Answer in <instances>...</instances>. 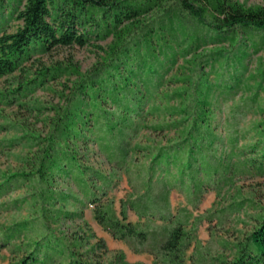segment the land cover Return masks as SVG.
Wrapping results in <instances>:
<instances>
[{
    "label": "trees",
    "instance_id": "obj_1",
    "mask_svg": "<svg viewBox=\"0 0 264 264\" xmlns=\"http://www.w3.org/2000/svg\"><path fill=\"white\" fill-rule=\"evenodd\" d=\"M4 11L18 25L13 32H0V81L19 71L31 53L81 48L92 37H112L103 60L73 85L56 109L48 133L37 138L41 148L27 161L29 172L0 176V198L8 196L13 183L18 188L31 182V200L39 206L35 219L0 224V251L7 249L19 257L10 264H128L123 254L106 258L102 240L95 246L88 239L67 243L51 229L61 219L83 217L82 210L68 212L64 205L58 206L69 198L52 187L63 176L72 178L84 200L76 203L92 207L104 231L136 253L153 255L160 264H184L192 244L197 252L191 257L193 264L214 260L217 264H264V215L256 219L244 241L231 246L232 258L224 260L199 252L195 236L199 217L192 218L186 207L173 215L170 208L172 191L193 208L206 192L214 191L218 210L207 213L204 220L216 221L215 226L222 228L231 214L245 206V201H237L240 191L233 193L235 177L264 176V124L256 142L245 144L234 117L229 116L223 128L209 118L212 89L232 96L242 80L247 48L258 51L264 45V6L245 7L233 0H0V25L6 22ZM223 43H229L231 50L217 47ZM207 45L217 48L208 51ZM179 54H195L194 77L182 79L189 87L169 95L180 100L173 112L183 119L147 128L161 135L173 132L175 138L152 149L132 146L130 139L139 134L141 123L172 109H160L157 99L172 82H179L169 77ZM218 62L220 72L214 71ZM207 66L216 74L213 83L205 81ZM229 68L232 73L226 81ZM48 76L55 78L44 69L37 79L42 83ZM33 84L36 79L18 80L11 94L24 95ZM5 93L0 91V96ZM78 141L94 143L112 170L128 178L131 196L120 201L119 212L108 196L114 181L85 166L75 146ZM143 151L150 158L148 167L136 165L132 170L133 153ZM225 199L230 203L221 206ZM22 202L6 201L0 209H18ZM129 210L163 225L137 227L128 221Z\"/></svg>",
    "mask_w": 264,
    "mask_h": 264
},
{
    "label": "rangeland",
    "instance_id": "obj_2",
    "mask_svg": "<svg viewBox=\"0 0 264 264\" xmlns=\"http://www.w3.org/2000/svg\"><path fill=\"white\" fill-rule=\"evenodd\" d=\"M233 1L245 7L264 6V0ZM4 17H6V22L0 25V32L1 30L6 32L15 31L18 22L14 18L9 19V15L5 11ZM111 42V36L104 40H95L92 37L89 43L81 48L73 46L70 48H53L49 52L31 53L30 59L23 63L19 71L0 81V91L7 92L4 96H0V176L5 173L9 175L29 172V166L26 163L28 160L33 159L41 148L37 138L42 139L48 133L51 119L55 116L56 109L63 104L64 97L69 94L73 85L81 77L103 60ZM217 47H223L228 51L231 50L229 43H223ZM217 47L207 45L205 50L209 51ZM246 51L247 56L243 60L244 72L242 80L232 96L228 94L221 96L215 89L210 92L209 102L212 107L209 118L212 124L217 125L218 128H223L226 124V119L229 116L234 117L237 130L242 132L245 139L241 143L251 144L256 142L260 126L264 124V45L258 51L252 48H247ZM198 53H202V51ZM194 56L195 54L187 56L179 54L178 61L169 74V77H174L179 82H172L157 99V102H160V109L161 107L172 109L165 114L162 113L159 117L156 116L154 118L156 120L152 121L149 118L146 122L141 123L139 134L132 136L130 139L132 146L139 145L152 149V147L165 145L168 141L175 138L173 132L161 135L160 133H152L147 128L155 123L170 124L183 119L173 112V109H178L181 105L180 100L169 99V95L189 87V85H183L182 79L194 77L195 66L192 61ZM219 64L220 62L215 64L214 71L220 72ZM44 69L48 73L53 72L55 78L52 79L48 76L40 83L37 75ZM206 71L208 75L205 81L213 83L217 80L216 74L210 71L209 66L206 67ZM231 73L232 71L229 68L228 73L224 74V80L229 81V74ZM31 79H36V84H33L30 89L25 91L26 94H11L13 89L16 88L18 80L26 81ZM252 98L255 99V102L251 104ZM75 146L79 150L80 155L83 156L85 166L102 171L114 181L115 187L109 192L108 196L113 201L112 206L114 209L119 212L120 201H124L131 196L128 178L124 172L112 170L104 157L98 152L94 143L78 141ZM147 154L148 152L144 151L133 153L129 162L130 168L134 170L136 165L138 167H148L150 158ZM234 182L233 193H235V190L240 191V195L236 198L237 201H245V206L241 212L231 214L229 217L230 221L225 223L222 228L215 226L216 221L209 223L204 220L207 213L218 210V200L214 191L206 192L201 197L197 208L188 205L180 193L172 191L170 194V208L173 215L177 214L179 208L186 207L191 211L192 218H200V222L197 223L195 236L197 241H199L197 246L199 252L208 253L205 257L230 260L233 254V251H229L231 246L244 241L257 224L256 219L264 215V176H237ZM52 187L57 192L64 193V195L69 197L58 206L64 205V211L78 212L82 210L83 213L81 219L73 221L61 219L58 223L51 225V229L56 234L58 233L59 236H62L61 239L63 241L71 243V241L76 239L81 241L88 239L89 244L95 246L98 243L97 240H102L108 250L106 258L123 254L124 260L128 264H146L145 262H149L145 256L134 252L129 244L114 239L108 232L104 231L95 221L92 207L86 205V207L81 208L80 204L76 203V200H84L70 176H63L60 179L56 178ZM33 191L34 188L31 182L23 183L18 188L13 183L8 196L0 198V204L6 201L10 204L17 199H23V202L20 203L18 209H0V224H11L14 221L35 219L33 215L39 210V206H34L32 203L31 193ZM229 203L230 200L225 199L221 206H226ZM128 221L143 229L163 225V222L151 218H138L131 210L128 211ZM86 248L80 249L82 251L86 250ZM98 251L99 249L97 248L96 252L98 253ZM196 253V249L194 251L192 244L185 252V262L193 264L191 257H195ZM18 259L19 257L16 254L10 255L7 249L0 251V264H10ZM152 264L160 263L155 259ZM207 264H217V262L214 260V262L209 261Z\"/></svg>",
    "mask_w": 264,
    "mask_h": 264
},
{
    "label": "crops",
    "instance_id": "obj_3",
    "mask_svg": "<svg viewBox=\"0 0 264 264\" xmlns=\"http://www.w3.org/2000/svg\"><path fill=\"white\" fill-rule=\"evenodd\" d=\"M138 255H142V256H145V257H146V259L149 261V262H145L146 264H147V263H148V264H152L153 260H155V259L153 258V256H152V255H149L148 253H138ZM152 259H153V260H152ZM184 264H190V263H188V262L186 261Z\"/></svg>",
    "mask_w": 264,
    "mask_h": 264
}]
</instances>
